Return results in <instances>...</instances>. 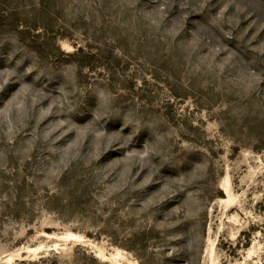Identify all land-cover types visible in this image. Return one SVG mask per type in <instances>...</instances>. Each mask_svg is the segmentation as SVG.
Wrapping results in <instances>:
<instances>
[{"label": "rangeland", "instance_id": "1", "mask_svg": "<svg viewBox=\"0 0 264 264\" xmlns=\"http://www.w3.org/2000/svg\"><path fill=\"white\" fill-rule=\"evenodd\" d=\"M0 264H264V0H0Z\"/></svg>", "mask_w": 264, "mask_h": 264}]
</instances>
